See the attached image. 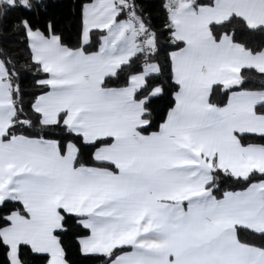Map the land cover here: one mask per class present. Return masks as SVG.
<instances>
[{
	"label": "snow or ice",
	"instance_id": "6c2138e0",
	"mask_svg": "<svg viewBox=\"0 0 264 264\" xmlns=\"http://www.w3.org/2000/svg\"><path fill=\"white\" fill-rule=\"evenodd\" d=\"M38 3L0 0V22ZM163 7L177 91L157 131H149L152 102L165 85L151 80L163 75V41L141 0H88L75 47L51 24L48 34L27 19L14 24L30 41L36 71L48 75L37 85L49 90L32 104L38 119L28 117L19 71L0 59V209L22 205L0 216L9 264H26L22 245L47 254V264H68L61 233L72 214L91 233L79 241L82 254L106 264H264V144L242 140L264 137V88L243 87V70L264 76V50L215 30L234 18L264 30V0H165ZM95 32L102 35L93 51ZM134 60L139 72L128 71ZM121 75L125 83L113 86ZM217 86L228 93L219 103ZM61 125L84 145H99L93 163L81 161L77 144L48 138ZM221 175L247 187L218 196Z\"/></svg>",
	"mask_w": 264,
	"mask_h": 264
},
{
	"label": "trees",
	"instance_id": "16d2710c",
	"mask_svg": "<svg viewBox=\"0 0 264 264\" xmlns=\"http://www.w3.org/2000/svg\"><path fill=\"white\" fill-rule=\"evenodd\" d=\"M88 0H39V3L32 11L24 8H17L9 11L7 18L0 22V59L9 58L19 71V85L21 89V98L23 108L28 117L33 120L38 119L36 114L32 111V104L35 98L48 90V88H41L37 85V81L46 78L47 74L36 71V65L32 63V53L29 47L28 38L25 36L24 30L14 28L20 19H27L32 23L34 28L48 34V25L51 24L56 34L62 36L65 44L75 47L80 43L81 39V9ZM145 14L148 16L152 27L161 33L163 41L162 50L158 56V60L163 66V75L153 77L151 82L154 84L162 83L165 85V94L162 98L153 100V117L155 120L154 126L149 131H157L158 125L162 123L167 111L174 105V93L177 91V86L171 78V68L168 60V53L174 48L167 43L168 33L164 30V25L167 22V13L163 7L165 0H141ZM199 4L212 3V0H197ZM217 33L235 32V38L238 42L246 44L253 50H262L264 48V30H249L245 23L239 19L234 18L226 25H218L215 27ZM100 32H95L93 35L91 50H97L99 46ZM140 61L134 60L132 69L128 71L139 72ZM246 83L243 85L245 89H262L264 88V76L258 74L254 70H243ZM126 77L121 75L119 79L113 80V86L123 85ZM228 93L220 86L215 88L213 96L214 102H222L227 99ZM26 134L31 130L22 129ZM48 138L57 139L61 143L73 142L81 148L80 159L86 164L93 163V152L99 146L84 145L81 137L69 132L61 125L48 130L46 133ZM245 144L256 143L264 144V137L254 134H246L242 137ZM260 175L254 174V179H260ZM247 187L244 181L229 178L221 175L219 180V196L226 190H243ZM17 209L22 210V205L19 202H8L6 207L0 209V216H6L10 211ZM2 223V221H0ZM65 231L61 233V240L65 248V255L68 264H106L105 257L102 255L82 254L79 239L87 234L89 230L83 228L79 223V217L72 214L67 217V224ZM243 237L249 240H256L259 242V237L249 233L243 232ZM23 259L26 264H47V254H34L30 246H21ZM126 249V248H125ZM124 249V250H125ZM8 249L0 243V264H9L6 255Z\"/></svg>",
	"mask_w": 264,
	"mask_h": 264
},
{
	"label": "crops",
	"instance_id": "0c3cea01",
	"mask_svg": "<svg viewBox=\"0 0 264 264\" xmlns=\"http://www.w3.org/2000/svg\"><path fill=\"white\" fill-rule=\"evenodd\" d=\"M212 3H213V0H212ZM204 4H211V3H204ZM203 5V4H202ZM29 41V40H28ZM29 45H30V41H29ZM262 50H264V48L262 49ZM46 78H48V75L46 76ZM45 79V78H44ZM49 90V89H48ZM47 90V91H48ZM255 90H259V89H255ZM46 92V91H45ZM40 95V94H39ZM38 95V96H39ZM37 96V97H38ZM174 106V105H173ZM251 144H256V143H251ZM259 145V144H258ZM99 147V146H98ZM96 150V149H95ZM94 150V151H95ZM93 154H94V152H93ZM90 230H89V234H87V235H85V236H83V237H81L80 239H79V241L81 240V239H83V238H87L88 236H90ZM80 246H81V250H82V245L80 244ZM129 250H131L129 247H126V249H125V251H129ZM48 256V255H47ZM48 259H50V257L48 256ZM48 261V260H47Z\"/></svg>",
	"mask_w": 264,
	"mask_h": 264
}]
</instances>
